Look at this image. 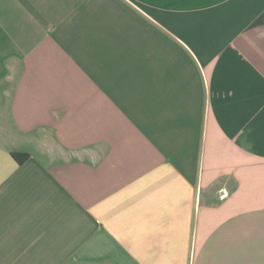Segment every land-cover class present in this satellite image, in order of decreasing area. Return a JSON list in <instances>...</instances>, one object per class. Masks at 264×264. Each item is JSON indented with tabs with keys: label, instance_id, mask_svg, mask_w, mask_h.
<instances>
[{
	"label": "crops",
	"instance_id": "1",
	"mask_svg": "<svg viewBox=\"0 0 264 264\" xmlns=\"http://www.w3.org/2000/svg\"><path fill=\"white\" fill-rule=\"evenodd\" d=\"M0 264H264V0H0Z\"/></svg>",
	"mask_w": 264,
	"mask_h": 264
},
{
	"label": "trees",
	"instance_id": "2",
	"mask_svg": "<svg viewBox=\"0 0 264 264\" xmlns=\"http://www.w3.org/2000/svg\"><path fill=\"white\" fill-rule=\"evenodd\" d=\"M12 156L19 163H23L24 161L28 160V158H29V155L28 154H24V153H13Z\"/></svg>",
	"mask_w": 264,
	"mask_h": 264
}]
</instances>
